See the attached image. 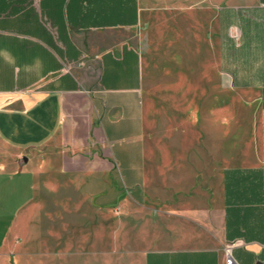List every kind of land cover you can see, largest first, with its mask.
Segmentation results:
<instances>
[{"label":"crops","instance_id":"crops-1","mask_svg":"<svg viewBox=\"0 0 264 264\" xmlns=\"http://www.w3.org/2000/svg\"><path fill=\"white\" fill-rule=\"evenodd\" d=\"M212 87L240 96L225 140ZM166 198L184 244H123ZM1 217L0 264H264V0H0Z\"/></svg>","mask_w":264,"mask_h":264},{"label":"rangeland","instance_id":"rangeland-1","mask_svg":"<svg viewBox=\"0 0 264 264\" xmlns=\"http://www.w3.org/2000/svg\"><path fill=\"white\" fill-rule=\"evenodd\" d=\"M225 33L224 31V44ZM225 47L226 45H224ZM152 49L154 51L151 64L153 77L147 79L149 90L167 91V86L170 84L168 77L170 70L178 67L169 62L171 56L169 53L170 46L167 44L163 32L156 31ZM208 90H211L205 95L208 115L214 116L216 113L218 117L222 118L223 139L225 140L232 135L234 129L238 128V126L232 127L227 124L232 118L236 117V115L234 116V105L240 101V96L233 93L230 87H224L221 93H215L213 87L208 88ZM167 201L168 198L163 199L160 204L142 203L137 210L133 207L129 208V213H140L144 217H127L125 223L127 228L120 232L123 244L132 245L140 250L172 248L183 245L184 241L182 239H175V237L167 235L168 217H165V214L172 208L168 206ZM4 218L1 217L0 220V236L4 231ZM111 225L114 226L113 223Z\"/></svg>","mask_w":264,"mask_h":264},{"label":"built area","instance_id":"built-area-1","mask_svg":"<svg viewBox=\"0 0 264 264\" xmlns=\"http://www.w3.org/2000/svg\"><path fill=\"white\" fill-rule=\"evenodd\" d=\"M236 246V242H228L223 247L224 264H237L233 256V248Z\"/></svg>","mask_w":264,"mask_h":264}]
</instances>
